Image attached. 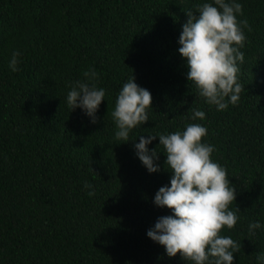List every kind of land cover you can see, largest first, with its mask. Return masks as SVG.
Returning a JSON list of instances; mask_svg holds the SVG:
<instances>
[{"label":"trees","instance_id":"obj_1","mask_svg":"<svg viewBox=\"0 0 264 264\" xmlns=\"http://www.w3.org/2000/svg\"><path fill=\"white\" fill-rule=\"evenodd\" d=\"M213 0H0V264H192L147 237L171 210L153 203L171 172L157 137L160 171L136 155L139 136L207 128L212 160L237 190L233 264L264 255V0H236L246 41L238 104L218 111L187 80L178 52L186 12ZM19 53L18 71L9 62ZM95 69L105 100L70 111L67 94ZM150 91L148 121L118 141L111 113L123 85ZM227 99V98H226ZM193 110L205 112L193 120ZM92 185L86 188L85 184ZM89 191L95 194L88 195ZM261 228L249 235V224Z\"/></svg>","mask_w":264,"mask_h":264},{"label":"clouds","instance_id":"obj_2","mask_svg":"<svg viewBox=\"0 0 264 264\" xmlns=\"http://www.w3.org/2000/svg\"><path fill=\"white\" fill-rule=\"evenodd\" d=\"M242 5L236 0H213L196 6V13L186 12L182 25L178 52L186 60V77L198 93L218 111L236 105L244 87L238 82L239 64L244 62L246 36L242 28H251L247 20L238 21ZM19 53H13L9 62L12 72L18 71ZM85 81H77L67 94L70 111L80 108L96 123L95 113L105 99V89L98 88L95 69L83 73ZM227 98V99H226ZM149 90L138 86L135 78L123 85L116 101L112 119L118 129L115 138L129 141L130 132L148 121L147 110L152 108ZM193 120H204L205 112L193 110ZM207 128L198 123L188 124L182 132L139 136L134 144L136 155L149 173L160 171L156 148L149 145L157 137L166 155L165 164L170 169L169 185L155 193L153 203L171 210V215L159 217L146 235L163 246L169 258L179 254L192 264H233L234 254L241 251V243L230 236L221 235L224 229H234L240 209H231L237 190L230 183L225 168L211 158L214 147L202 142ZM86 188L92 185L85 184ZM95 193L89 191L88 195ZM249 235L261 228L259 221L250 223ZM264 264V255H257Z\"/></svg>","mask_w":264,"mask_h":264}]
</instances>
